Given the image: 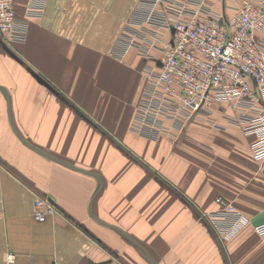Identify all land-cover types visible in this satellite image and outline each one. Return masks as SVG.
<instances>
[{
  "label": "crops",
  "instance_id": "1",
  "mask_svg": "<svg viewBox=\"0 0 264 264\" xmlns=\"http://www.w3.org/2000/svg\"><path fill=\"white\" fill-rule=\"evenodd\" d=\"M207 2L226 15L234 4ZM168 4L14 0L25 37H0V262L12 252L14 264H264L251 227L264 222L256 135L226 122L224 104L181 131L169 120L164 132L135 128L172 35L141 18ZM33 21L54 37L41 49L28 39ZM38 198L56 209L44 221ZM217 198L250 219L229 240L206 217Z\"/></svg>",
  "mask_w": 264,
  "mask_h": 264
},
{
  "label": "built area",
  "instance_id": "2",
  "mask_svg": "<svg viewBox=\"0 0 264 264\" xmlns=\"http://www.w3.org/2000/svg\"><path fill=\"white\" fill-rule=\"evenodd\" d=\"M230 13L214 11L207 0H168L161 14L147 13L144 22L172 30L162 48L159 67L148 70V79L137 107L136 130L168 131L169 120L178 131L197 115H206L224 104L226 122L253 133L252 157L264 160V0H233ZM155 35V34H154ZM0 37L12 44L22 41L14 0H0ZM147 129V130H148ZM221 204L206 217L221 240H229L250 225L248 216L234 205ZM55 207L42 198L34 202V217L44 221ZM216 213V214H215ZM264 236V222L251 224ZM8 252L0 264H14Z\"/></svg>",
  "mask_w": 264,
  "mask_h": 264
},
{
  "label": "snow or ice",
  "instance_id": "3",
  "mask_svg": "<svg viewBox=\"0 0 264 264\" xmlns=\"http://www.w3.org/2000/svg\"><path fill=\"white\" fill-rule=\"evenodd\" d=\"M28 15H32V13L29 12ZM28 39L37 49H41L49 45L54 40V37L48 32L44 31L36 24L35 21H33L29 25ZM76 54L83 57H87L89 55L87 50L84 48H81L76 53H74V55Z\"/></svg>",
  "mask_w": 264,
  "mask_h": 264
},
{
  "label": "water",
  "instance_id": "4",
  "mask_svg": "<svg viewBox=\"0 0 264 264\" xmlns=\"http://www.w3.org/2000/svg\"><path fill=\"white\" fill-rule=\"evenodd\" d=\"M0 89L3 91V93H4L5 96H6V98L8 99L6 91H5L2 87H0ZM19 137H20V136H19ZM21 140H22L26 145H28L29 147H31L32 149H34V150H36V151H38V152H40V153H42V154H44V155H47L48 157H51V158H53V159H55V160H57V161H60V162L66 164V165H68V166H70V167H73V168H75V169H80V168H77V167L73 166L72 164H70V163H68V162H65L64 160H61V159L57 158L56 156H53V155L47 154V153H45V152H43V151H41V150L35 148L34 146H32L31 144H29L28 142H26V141L23 140L22 138H21Z\"/></svg>",
  "mask_w": 264,
  "mask_h": 264
},
{
  "label": "rangeland",
  "instance_id": "5",
  "mask_svg": "<svg viewBox=\"0 0 264 264\" xmlns=\"http://www.w3.org/2000/svg\"><path fill=\"white\" fill-rule=\"evenodd\" d=\"M188 124V123H187Z\"/></svg>",
  "mask_w": 264,
  "mask_h": 264
}]
</instances>
